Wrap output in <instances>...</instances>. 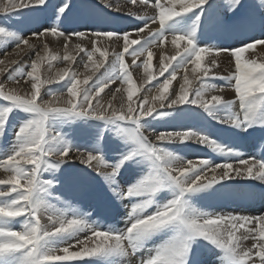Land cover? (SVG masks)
Instances as JSON below:
<instances>
[{
  "label": "snow or ice",
  "instance_id": "snow-or-ice-1",
  "mask_svg": "<svg viewBox=\"0 0 264 264\" xmlns=\"http://www.w3.org/2000/svg\"><path fill=\"white\" fill-rule=\"evenodd\" d=\"M127 2L131 5L149 4V0ZM101 3L105 8L113 9L108 0H101ZM34 4L42 11L52 9L48 27L33 33L37 39L51 33L53 36L65 37L68 41L73 36L81 37L95 45L102 37H115L114 43L122 44V51L113 53L115 63L107 68L106 48L94 47L88 51L86 55L94 71L83 80L78 78L81 74L76 72L63 71V74H59L60 80L68 78L66 91L70 97L80 98L78 102L69 99L64 106L60 105L59 96L38 103V83L32 84L34 91L30 95H20L15 89L5 91L3 84H0V97L6 102L0 107V167L8 173L6 178L0 179V185L7 186L6 190H0V197H8L7 200H0V264H70L91 258L85 262L89 264L90 261L107 257H127L147 248L150 243L153 247L148 249L147 258L141 259L140 264H202L201 249L205 247L221 249L228 264H257L256 258L259 264H264V214L258 217L222 215L202 211L193 203L208 196L228 198L230 193L227 190L231 187L227 183L229 181L252 179L264 183V155L245 158L235 143L213 138L206 129L157 131L152 126V121L168 116V110H182V106L190 105L207 113L217 124L235 130L238 135L251 134L250 130L254 132L257 128L264 133V63L243 59L244 53L256 44L264 45V38L253 35L259 32L260 37H264V0H224L223 3H217V0H169V4H178L179 10L156 0L151 5L152 15L137 16L131 10L127 12L128 16L142 22V27L132 31L97 27L87 33L78 30L66 33L63 30V22L73 14L71 0H64L57 6L49 4L48 0H34ZM33 6L31 2L24 4L7 0L6 3L0 2V12L12 13L17 9H32ZM113 10L119 12L120 7ZM189 13H195L189 31L171 29L177 18L188 17ZM29 15L35 22L38 13L30 12ZM92 15L98 24L103 23L96 10H92ZM154 24H158V27L152 29L151 25ZM146 29L149 34L142 35ZM210 33L234 38L240 41L241 46L226 48L210 45L204 39ZM133 35L137 38H131ZM169 35L178 51L173 56L163 58L167 64L162 61L159 74L164 76L167 72L168 75L148 89L149 92L155 89V95L145 96L136 103L133 96L137 88L129 65L125 62V55L133 58L135 67H142L144 72L149 73L152 48L166 43ZM250 37L254 43L246 42ZM201 41L204 47L200 46ZM9 42L18 50V56L35 47L20 34L19 29H10L7 24L0 25V46ZM182 42L184 47L181 51ZM75 47L84 51L80 44ZM3 50L7 52L6 48ZM221 52L235 60L236 72L231 76L212 72L215 59L207 65L203 63L205 54L219 55ZM97 53L101 57L98 62L93 59ZM142 56L146 59L137 64V59ZM63 59L73 60L74 57L66 55ZM40 60L37 53L30 66L0 68V75L16 83L25 77L39 81L40 77L35 73ZM2 64L4 60H0ZM11 64L17 65L18 61L13 60ZM24 67H30L31 71H24ZM84 67L88 68V64H84ZM101 68H105V72L93 84L81 90L80 85H88ZM180 69L184 71L183 83L171 96L166 95ZM151 79L154 77L149 73L148 80ZM117 80L121 81V88L128 86L127 104H121L120 107L109 104L106 107L96 99L94 106L93 99ZM215 80H223L224 84L212 82ZM52 82L51 79L46 81ZM225 87H234L235 100L217 94L223 92ZM121 88H116L115 92H120ZM112 99H116L114 93ZM237 100L239 113L232 110ZM18 113H25L27 118L10 127V119ZM60 117H87L115 124L124 142L118 159L107 163L98 146L88 150L66 144L51 124V121ZM10 131L14 140L9 145L4 142V137ZM189 141L211 149L223 157V161L217 163L209 158L187 159L164 146L165 143L184 144ZM75 160L85 165L86 170L90 169L92 173L103 177L115 200L136 201L132 203L129 226L125 230L94 225L88 220L90 213L86 212L77 211L71 217L57 214L38 199L37 193L46 190L44 185L54 188L58 183L54 175L45 180L43 173L59 171L61 165ZM97 165L110 170L103 171ZM131 165H142L146 171L134 183L122 188L118 178L122 169ZM217 185L219 187H215ZM162 193H167L169 198L157 201L158 195ZM149 208L153 210L148 211ZM45 214L51 228L42 223ZM18 217H26L21 230H15L12 226V221ZM80 233L89 235L81 240L78 238ZM248 239L253 241L252 246L241 250L240 241ZM59 244L66 246L62 249L53 246ZM72 248L78 250L71 251ZM61 252L63 254H58Z\"/></svg>",
  "mask_w": 264,
  "mask_h": 264
},
{
  "label": "rangeland",
  "instance_id": "rangeland-1",
  "mask_svg": "<svg viewBox=\"0 0 264 264\" xmlns=\"http://www.w3.org/2000/svg\"><path fill=\"white\" fill-rule=\"evenodd\" d=\"M163 1L164 0H161L162 3H164ZM63 2L64 0H48V3L53 6L60 5ZM155 2L156 0H149L148 5H150L151 7V5ZM219 2L223 3L224 0H217V3ZM33 5L34 6L32 9L22 8L17 9L15 10V12L12 13L0 12V25L7 24L10 29H19L20 34L23 36L25 34L32 33L31 35H33L34 32L43 31L44 28L48 27V25L51 23L48 17L51 15L52 9L42 11L41 8L35 6L34 3ZM71 5H74L72 9L73 14L71 17H69L66 22H63V30H65L66 33L71 32L73 30L90 32L96 29L97 27H100L101 29H115L120 31H131V29L142 27V22L135 20L133 17L127 15L128 11H119L117 13V11L107 9L105 8V5L101 3V0H71ZM93 9L96 10L97 16L100 20L103 21V23L98 24L97 21L94 19L92 15ZM133 11L138 16L151 15L148 14L149 12L146 13L144 8ZM195 11L199 10L196 9ZM30 12L38 13V17L36 18L35 22L33 21V17L29 15ZM151 12L152 14H154L153 11ZM194 16L195 13H189L188 17L177 18V21L173 22V24L171 25V29L174 31H189L192 27ZM181 20L183 21V23H180ZM156 27H158V24H154V29ZM147 35L148 33L145 34V36ZM253 35L256 38H264L260 37L259 32L254 33ZM204 39H207L208 44L210 45L223 46L226 48L232 46H241L240 41L225 35H216L215 33L208 34L204 37ZM41 41L39 43V47L35 46L33 50L29 52V54H27V57L25 58L24 62L22 59H19L18 56L15 58H11V60L5 58L6 53L14 49L13 43L9 44L8 46L5 45L6 47L4 48L7 49V52H5L2 46H0V60H4V64L0 65V68L8 66L7 68L11 69L13 67H21L25 65L30 66L31 63L36 59L37 53H39L41 57L40 63L38 65V71L35 73V75H38L40 77L39 81H33L31 78L26 77L21 78L22 80L25 79L27 84L23 88H20L16 85H12L15 83L14 81L7 80L4 75H0V84H3L5 91H8L9 89H15V91L20 95H30L34 91V89L32 88V84L38 83L40 85V96L38 98V103L41 101L53 99V97L56 95L59 96L60 101L63 98L61 103L59 101L61 106H64V103L67 102L69 99H74L76 102H78L80 99L79 97L72 98L70 97V94H68L66 91V83L68 78L65 77L64 80H60L59 73L63 74V71L76 72L78 74H81L78 76V78L81 80H83L84 77L88 74L91 75L94 69L91 64L92 62L90 63L86 53L88 51H92L94 47L87 48L86 46H82L81 48H84V51H81L80 49H77L75 47L76 45L73 44L74 42L70 44L68 41H65L62 45H58V47L56 45H51L47 43L45 40ZM246 42L254 43V40L250 37L247 38ZM200 46H205L203 41L200 42ZM133 47L137 46L134 45ZM66 48H68L69 50ZM254 48H252L251 50H253ZM70 49L72 52L70 51ZM119 51H122V49L117 50V52ZM66 54H69L70 56L74 57V59L64 60L63 57L66 56ZM53 57L57 58L53 59ZM97 57L99 58V60L101 59L98 53L93 59L95 60V58ZM130 57L131 56L126 54L125 62L129 65V70L132 73V77L134 78L133 81L136 84V88L138 91L137 97L135 98V102L139 103L140 99L142 98L141 95H150L156 93L155 89H152L151 92H149L148 89L151 88L152 85L156 84L157 81H163L164 78L168 75V73L165 72L164 76H161L159 72L162 66L157 67L153 63L151 64L149 73L152 77H154V79H151L149 81L147 77L149 76V73L144 72L142 67H135L132 64V60L130 59ZM142 57H139L137 59V64H141L140 58ZM15 59L18 61V64H11V61ZM230 59V64L232 66L229 73H224V71H226L227 69H224L225 64L223 61L216 62L215 65L212 66V72L221 76H231L232 74H234L236 72L235 60L232 57H230ZM243 59L247 60L244 55ZM87 60L89 61L88 63H86ZM254 61H256L257 63H264L263 61H259L256 59ZM109 62L110 61L107 60L105 68H107L109 65L114 64L115 59L111 64ZM84 64H88L89 69L85 68ZM59 67L61 68L62 72L60 71ZM105 68H101L100 71L96 73V76H93L92 80L89 81L88 85L81 84L80 89L82 90L83 88L89 87L91 84H93L96 81V78L101 76V74L105 72ZM181 70L183 69L178 70V72H180ZM24 71H31V68L24 67ZM169 71H171V69H169ZM177 75V77H183V73L181 72L179 74L177 73ZM140 76H142L141 79ZM49 79H51L53 82L46 83V81H48ZM212 82L218 85L224 84L223 80H215ZM111 85L109 86V88H106L104 92L100 94L99 97L93 99L92 103L94 106L96 104V99H99L100 103L105 105L106 107L110 103L114 105V107H120L121 104H127V92L125 90L128 86L124 85L123 88H121L120 80H117ZM195 86L197 85H194V87ZM116 88H121V92L116 93ZM226 88H229L234 92V97L229 100H235L236 93L234 91V87ZM110 93H114L116 95V101L112 99V95ZM124 94L125 97L123 98ZM106 99L108 101L110 100L111 102H106ZM5 103L6 102L3 101L2 97H0V107H2ZM232 110L237 113L240 112L238 100L233 105ZM168 111L170 113L168 116H165L161 120L152 121V126L155 127L157 131L186 130L188 128L206 129L213 135V138L218 137L228 143H235L238 146V149L242 153H244L245 158L252 155H256L259 158L261 155H264V138H262L264 137V133H262L259 128H257V130L254 132L250 130L251 134L238 135L235 130L229 129L224 125L217 124L215 121H212L211 118L207 116V113H203L200 109L194 108L190 105L182 106V110ZM26 118L27 117L25 113L14 114V116L9 121V125L11 127V125L18 123L20 120ZM147 119L150 120L151 118ZM51 124L54 130L58 131L61 134L66 144H70L75 147L88 150H91L98 146L103 155V158L106 160L107 163H112L116 159H118L119 153L124 147L123 139L121 135L118 134V129L115 124H108L104 121H99L94 118L87 117H60L59 119L51 121ZM13 140L14 136L12 131L5 134L4 142L6 144L10 145ZM164 146L187 159L198 160L201 158H209L217 163L222 162L224 159L223 157L221 158L217 154L213 153L211 149L202 145H197L195 143H192L191 141L186 142L184 144L165 143ZM94 164H97V162L95 161ZM97 166L100 167L103 171L110 170L104 168L103 165ZM85 167L86 166L82 165L78 160H75L74 162L61 165L59 171L52 170L44 172L43 177L45 180L51 179L54 175L57 178L58 183L54 188H48L47 185H44L43 187L46 190L37 193L38 199L43 200L45 202L47 201V203H44L49 205L50 210L57 214H63L65 216L71 217L74 212H86L90 213L88 220L90 223H94V225L99 224L103 227L112 226L113 228L119 231L125 230L126 227L129 226L128 216L131 212L132 203L136 201H129L128 199L119 201L115 200L108 191L107 183L104 181L103 177L97 175L96 173H92L90 169L86 170ZM0 171L6 173L2 167H0ZM145 171L146 170L143 168L142 165H131L122 169L121 176L118 178L121 187L126 188L129 184L134 183L137 179L140 178V176L144 174ZM227 183L231 186L227 190L230 193V196L228 198L221 199L215 196H208L203 200L197 199L193 201V203L202 211L216 212L222 215L235 214L246 215L249 217H258L261 215V213H256V211L260 212V206L264 205V183L260 182L259 180L252 179L242 180L238 182L229 181ZM215 187H219V185ZM6 188L7 186L0 185V190H6ZM247 193H251V195H247ZM11 195L15 196V193H12ZM57 197L59 199H57ZM167 198H169L168 194L162 193L158 195L157 201L162 202ZM7 199L8 197H0V200ZM152 210V208L148 209V211ZM43 216L42 223L45 225V227L51 228V224L47 219V214ZM25 220L26 217L15 218L12 221L13 228L15 230H21L22 223ZM87 235H89V233H80L78 238L83 240L86 238ZM238 235H240V233ZM251 241V239L241 240V250L247 249L245 244L249 245V242ZM72 243L75 244V240H73ZM53 246L62 249L66 245L59 244ZM151 247H153V244L150 243L147 248L138 250L136 253L130 254L127 257H107L102 258V260L99 261H90L89 264H140L141 259L147 258L148 249ZM210 248L211 247H205L201 249L202 264H228L227 258L221 249L211 248L210 250ZM73 250L76 251L78 249L76 248L75 250V248H72L71 251ZM58 254L63 253L61 252ZM90 259L91 258H85V260L83 261L70 262V264H85V262Z\"/></svg>",
  "mask_w": 264,
  "mask_h": 264
},
{
  "label": "bare ground",
  "instance_id": "bare-ground-1",
  "mask_svg": "<svg viewBox=\"0 0 264 264\" xmlns=\"http://www.w3.org/2000/svg\"><path fill=\"white\" fill-rule=\"evenodd\" d=\"M0 2H3V3H6L7 2V0H0ZM16 2H18V3H24V4H28V3H34V0H16ZM108 2L109 3H111L112 5H113V9H115L117 6H119L120 7V11H129V10H131V11H133V10H139V9H145V12L147 13V12H149L148 14H151L152 15V12L151 11H153L152 10V7H150V5H147V6H145V5H141V4H137V5H131L130 3H128L127 2V0H108ZM165 4H169V0H164L163 1ZM220 3V2H219ZM169 6H171V7H174L176 10H179V5L178 4H169ZM112 9V10H113ZM142 11V10H141ZM134 12V11H133ZM118 13V12H117ZM140 13V12H139ZM140 15V14H139ZM138 16V15H137ZM142 26H143V24H142ZM92 28H93V26H92ZM151 28L152 29H154V25H151ZM133 29H131V31H132ZM185 30V29H184ZM189 30V29H188ZM87 33V32H86ZM148 33V30L146 29L145 30V32L142 34V35H145V34H147ZM32 34V33H31ZM31 34H25L24 35V38L25 39H28L29 40V43L30 44H34L35 46H37V47H39V43H40V41L41 40H45L47 43H49V44H51V45H56V46H58V45H62L63 44V42H65V41H68V40H66V38L65 37H59V36H53L51 33H47L45 36H43V37H40L39 39H37V37H35V36H33V35H31ZM149 34V33H148ZM217 35V34H216ZM131 38H133V39H135V38H137L135 35H133ZM214 38V37H213ZM217 38H218V36H217ZM114 41H115V37H111V38H109V37H102L101 38V41L100 42H96V44L95 45H93V43L90 41V40H88V39H84V38H81V37H77V36H73L72 38H71V41H68L70 44L72 43V42H74L73 44L74 45H76V44H80V46L82 47V46H86L87 48L88 47H90V48H93V47H100V48H102V49H104V48H106L107 50H108V61H110L109 63L111 64L113 61H114V56H113V53L114 52H117V50L118 49H122V44H120V45H118V44H115L114 43ZM215 41H216V39H215ZM41 43H42V41H41ZM9 44H11V42H9L6 46H8ZM45 44V43H44ZM69 44V45H70ZM41 45V44H40ZM43 45V44H42ZM5 45L4 46H2V48H4V47H6ZM44 46V45H43ZM25 48H27V46H24ZM59 47V46H58ZM183 47H184V43L182 42L181 43V45H180V48H179V50H181L182 51V49H183ZM204 47V46H203ZM49 48V47H48ZM64 48V47H63ZM45 49V48H44ZM66 49H68V48H66ZM65 49V50H66ZM84 49V48H83ZM33 49H31L29 52H31ZM51 50V49H50ZM69 50V49H68ZM73 50V49H72ZM17 51L18 50H15V48L14 49H12V50H10L8 53H6V55H5V58L6 59H10L11 60V58H15V57H17L18 55L16 54L17 53ZM43 51V50H42ZM63 51V50H62ZM70 51H71V49H70ZM178 51V49L174 46V45H172V43H171V36H169L168 37V41L166 42V43H164V44H161V45H159V46H155V47H153L152 48V53H153V58H152V62H151V64H155L157 67H161L162 66V61H163V63L164 64H167V60H164L163 58L165 57V56H173V55H175L176 54V52ZM29 52H27L26 54H24V53H21L19 56H18V58L19 59H22L23 60V62H24V60H25V58L27 57V54H29ZM66 52V51H65ZM72 52V51H71ZM46 53V52H45ZM69 54H71V53H69ZM68 54V55H69ZM75 54V53H74ZM99 54V53H98ZM67 55V54H66ZM98 56V55H97ZM244 56L247 58V60H259V61H263L264 62V45H260V44H257V45H255V48L253 49V50H251V49H249L248 51H246L245 53H244ZM55 58H57V57H55ZM101 58V57H100ZM233 58V57H232ZM130 59L132 60L133 58L132 57H130ZM141 60H140V62H142V61H144V57H142V58H140ZM145 59H146V57H145ZM213 59H215V61L216 62H220V61H223L224 62V64H225V66H224V69H227L226 71H224V73L225 72H227V73H229V71L231 70V64H230V56H228L227 54H225V53H223V52H221L219 55H215V54H205V59H204V61H203V63L205 64V65H207V64H209V62H211ZM16 60V59H15ZM7 61V60H6ZM17 61V60H16ZM95 61H99V58L97 57V58H95ZM139 61V60H138ZM68 62V61H67ZM70 62V61H69ZM89 61L87 60V62L86 63H88ZM90 63H91V61H90ZM92 64V63H91ZM65 65V64H64ZM222 65V64H221ZM8 67V66H7ZM63 67V66H62ZM189 67H191V66H189ZM60 68V67H59ZM217 68V67H216ZM88 69H89V67H88ZM156 69V68H155ZM224 69H222V70H224ZM83 70V69H82ZM60 71H61V68H60ZM62 72V71H61ZM85 72V71H84ZM181 73H183V75H184V71L183 70H181L180 71ZM180 72H177L178 74L180 73ZM160 73V72H159ZM60 74V73H59ZM135 74V73H134ZM89 75V74H88ZM147 75V74H146ZM155 76V75H154ZM178 76V75H177ZM55 77H58V76H55ZM135 77V76H134ZM148 77V76H147ZM189 77H190V79L192 78L191 77V73L189 72ZM139 78V77H138ZM142 78V76H140V79ZM134 79V78H133ZM136 79V78H135ZM145 79V78H144ZM142 82V81H141ZM138 83V82H137ZM143 83H145V82H143ZM142 83V84H143ZM181 83H183V81H182V77H176V79L172 82V84L170 85V87H169V92L166 94V95H169V96H171V94H172V92L173 91H178L179 90V86H180V84ZM27 84V82H26V80L25 79H21V82H20V80H19V83L18 84H16V82L14 83V84H12V85H16V86H18V87H20V88H23L25 85ZM194 85H196V82L194 81L193 82V87H194ZM112 86V85H111ZM113 87V86H112ZM141 87H142V85H141ZM123 88V87H122ZM127 88V87H126ZM28 89V88H27ZM126 91V90H125ZM121 92V91H120ZM137 92L138 91H136V94H135V96L133 97L134 98V101H135V98L137 97ZM107 93V92H106ZM105 93V94H106ZM123 93V92H122ZM69 94V93H68ZM111 94V93H110ZM156 93H153V94H150V95H146V94H144V95H141L142 96V98L143 97H145V96H148V97H151L152 95H155ZM217 94H219V95H223L224 96V98L225 99H231V98H233L234 97V92H233V90H231V89H229V88H226L225 87V89H224V91L223 92H218ZM61 95V94H60ZM111 95H113V94H111ZM123 95V94H122ZM57 96V95H56ZM63 96V95H62ZM122 97V96H121ZM125 97V94H124V96H123V98ZM102 98V97H101ZM105 98H107V97H105ZM104 98V99H105ZM63 99V98H62ZM62 99H61V101H62ZM65 99V98H64ZM102 100V99H101ZM60 101V100H59ZM61 101H60V103H61ZM103 101V100H102ZM106 102H109L107 99L105 100ZM114 101H116V100H114ZM111 102V101H110ZM66 103V102H65ZM64 103V104H65ZM117 103V102H116ZM111 104V103H110ZM114 106V105H113ZM176 114V113H175ZM198 118V117H197ZM199 122V121H198ZM200 126V125H199ZM184 129V128H183ZM70 156L72 155L71 153L69 154ZM222 158V157H221ZM214 161V160H213ZM93 163H95V161L93 162ZM7 175H8V173H4V172H2V171H0V179H3V178H6L7 177ZM52 196V195H51ZM42 197V196H41ZM50 199V198H49ZM45 202V201H44ZM45 203H47V201L45 202ZM49 204V203H48ZM73 207V206H72ZM245 210V209H244ZM240 211V210H239ZM230 212V211H229ZM234 212V211H233ZM241 212V211H240ZM244 212V211H243ZM261 213V215L262 214H264V205H261L260 206V212L259 211H256V213ZM225 213V212H224ZM232 213V212H231ZM252 213V212H251ZM226 214V213H225ZM250 215V214H249ZM44 217V216H43ZM256 227L258 228V225H256ZM243 231V230H242ZM239 233H237V235H238ZM86 239V238H85ZM84 240V239H83ZM253 244V241H251V242H249V245L248 244H245V246L248 248V247H250L251 245ZM242 246V245H241ZM244 247V246H243ZM72 250V249H71ZM75 250H76V248H75ZM210 250H211V248H210ZM74 251V250H73ZM203 252V251H202ZM210 253V252H209ZM205 256V255H204ZM209 256H210V254H209ZM206 257V256H205ZM211 260V259H210ZM257 261H258V259H256ZM220 263V262H219ZM210 264V263H209ZM257 264H259V262H257Z\"/></svg>",
  "mask_w": 264,
  "mask_h": 264
}]
</instances>
